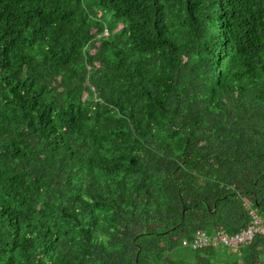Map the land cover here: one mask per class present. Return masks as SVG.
Returning <instances> with one entry per match:
<instances>
[{
  "label": "trees",
  "instance_id": "trees-1",
  "mask_svg": "<svg viewBox=\"0 0 264 264\" xmlns=\"http://www.w3.org/2000/svg\"><path fill=\"white\" fill-rule=\"evenodd\" d=\"M264 0H0V264H264ZM223 246V245H222Z\"/></svg>",
  "mask_w": 264,
  "mask_h": 264
},
{
  "label": "built area",
  "instance_id": "built-area-1",
  "mask_svg": "<svg viewBox=\"0 0 264 264\" xmlns=\"http://www.w3.org/2000/svg\"><path fill=\"white\" fill-rule=\"evenodd\" d=\"M248 212L251 215V222L237 232L227 233L224 230H217L208 234L203 229H197L190 241L192 248L201 247L207 243H219L223 246L234 247L241 243L249 242L257 233L264 234V217L257 214L250 202L245 199Z\"/></svg>",
  "mask_w": 264,
  "mask_h": 264
},
{
  "label": "rangeland",
  "instance_id": "rangeland-1",
  "mask_svg": "<svg viewBox=\"0 0 264 264\" xmlns=\"http://www.w3.org/2000/svg\"><path fill=\"white\" fill-rule=\"evenodd\" d=\"M216 248L220 254H224L226 251V247L222 246L221 244H216Z\"/></svg>",
  "mask_w": 264,
  "mask_h": 264
}]
</instances>
